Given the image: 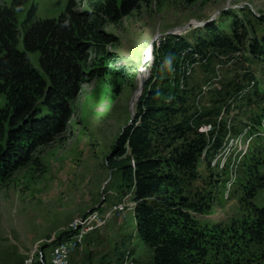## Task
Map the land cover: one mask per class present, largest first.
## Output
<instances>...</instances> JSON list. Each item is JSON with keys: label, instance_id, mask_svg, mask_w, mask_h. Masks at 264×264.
I'll return each mask as SVG.
<instances>
[{"label": "rangeland", "instance_id": "obj_1", "mask_svg": "<svg viewBox=\"0 0 264 264\" xmlns=\"http://www.w3.org/2000/svg\"><path fill=\"white\" fill-rule=\"evenodd\" d=\"M10 1L5 0L7 5ZM75 1L76 10L88 9L85 1ZM66 2L23 0L16 10L18 48L30 6L34 21L58 17ZM235 24L238 37L232 31ZM100 29L113 41L105 46L106 54L91 50L81 62L86 76L94 73L69 100L64 130L39 145L28 166L0 181V264H23L32 257L34 264H56L57 243L74 235L77 228H72L89 215L103 223H91L88 233L83 230V241L79 237L69 244L79 242L66 250L68 263H150L149 250L135 235L133 202L118 188L119 174L106 158L122 128L134 119L142 93L175 77L174 62H166L173 58L187 78H179L178 85L168 83L167 95L174 86L181 94L188 89L190 123L210 141L221 140L216 152L203 153L198 177L190 181V197L205 195L210 204L207 213H192L194 219L203 228L231 227L240 235L252 224L255 207H264V189L250 191L256 177L264 176V164H254V159H264V0H142L119 22ZM213 30L231 39L233 48L172 57L177 38L191 46L190 52L198 48L197 39H209ZM27 59L40 69L38 52L27 53ZM5 102L0 95V107ZM119 202L129 205L115 212ZM240 242V249L246 247ZM258 249L253 243L245 248L249 253Z\"/></svg>", "mask_w": 264, "mask_h": 264}, {"label": "trees", "instance_id": "obj_2", "mask_svg": "<svg viewBox=\"0 0 264 264\" xmlns=\"http://www.w3.org/2000/svg\"><path fill=\"white\" fill-rule=\"evenodd\" d=\"M82 1L88 9L78 11L76 1L67 0L58 17L34 21L30 6L21 23L20 50L16 10L23 0H11L9 5L0 0V95L6 100L0 107V181L28 166L36 148L64 130L71 114L69 100L94 73L86 76L81 62L91 50L106 54L105 46L113 41L100 28L119 22L142 0ZM237 26L232 29L236 36ZM209 37L197 39L198 48L190 52L191 46L177 38L171 44L172 57L233 48L231 39L214 30ZM30 52L39 53L40 69L30 65ZM170 61L175 77L159 80L142 93L134 119L122 128L106 158L119 174L118 188L133 202L135 235L151 254L149 264H264V207H255L252 224L240 235L231 227L203 228L192 215L210 209L205 195L190 197L189 187L198 177L203 153L208 157L211 149L216 152L221 140L210 141L190 123L188 89L181 94L174 86L167 95L168 83L178 85L179 78H187L177 61ZM260 158L254 159L255 165L264 164ZM258 189H264V176L256 177L250 191ZM239 242L246 247L240 249ZM249 243L257 245L258 252L246 251Z\"/></svg>", "mask_w": 264, "mask_h": 264}, {"label": "bare ground", "instance_id": "obj_3", "mask_svg": "<svg viewBox=\"0 0 264 264\" xmlns=\"http://www.w3.org/2000/svg\"><path fill=\"white\" fill-rule=\"evenodd\" d=\"M148 50H150L149 48H148ZM136 100V99H135ZM127 198H128V196H127ZM121 204H126V203H121ZM115 207V206H114ZM113 207V208H114ZM118 212V211H117ZM120 212V211H119ZM95 220H96V218L95 217H90V215L87 217V218H84V219H82L80 222H78L77 224H76V227H74V228H72V229H75V228H79V227H81V229H78V231H77V229L74 231L75 233H73L74 235H70V236H68V237H66V238H64V239H62V240H60L58 243H57V245H56V248H55V250H67V248L68 247H70L71 245H73L74 243H75V241H77V240H79L78 238L80 237L81 238V236H82V234H83V230H86L87 228H88V225H90L91 223H93V222H95ZM91 225H93V224H91ZM89 230V229H88ZM67 236V235H66ZM63 238V237H62ZM71 242H74L73 244H71L70 246H69V244L71 243ZM53 251V250H52ZM68 252V251H67ZM68 255H69V253H68ZM33 256V255H32ZM39 256V255H38ZM71 256V255H70ZM52 257L53 256H51V259H52ZM33 258V257H32ZM32 258H28V259H25V262L23 263V264H25V263H31L32 261H33V259ZM45 258V257H44ZM68 258V257H67ZM45 260H47V259H45ZM69 259H66V251H65V263H68L69 261H68ZM54 261L56 262V264H61L60 263V260H59V258H57V255L56 254H54ZM52 262V261H51ZM32 264H34V263H32ZM52 264V263H51Z\"/></svg>", "mask_w": 264, "mask_h": 264}, {"label": "built area", "instance_id": "obj_4", "mask_svg": "<svg viewBox=\"0 0 264 264\" xmlns=\"http://www.w3.org/2000/svg\"><path fill=\"white\" fill-rule=\"evenodd\" d=\"M128 205L129 204H120V202L119 203H117L116 204V206H115V208H114V211L115 212H117V210H125L127 207H128ZM103 220L104 219H99V221L98 222H95L94 224H99V226H101L102 225V223H103ZM91 227V225H89V227L87 228V232L86 233H88V229ZM81 241H83V236L80 238V242ZM77 243H79V242H77ZM76 243V244H77ZM75 244V245H76ZM75 245H74V247H68L67 248V250H74V248H75ZM65 251L66 250H56V252H54V253H56V255H57V258H59V260H60V263L61 264H71V263H65ZM25 264H32V262L31 263H25Z\"/></svg>", "mask_w": 264, "mask_h": 264}, {"label": "clouds", "instance_id": "obj_5", "mask_svg": "<svg viewBox=\"0 0 264 264\" xmlns=\"http://www.w3.org/2000/svg\"><path fill=\"white\" fill-rule=\"evenodd\" d=\"M166 62L169 63V64L171 63L170 59L168 61H166Z\"/></svg>", "mask_w": 264, "mask_h": 264}]
</instances>
